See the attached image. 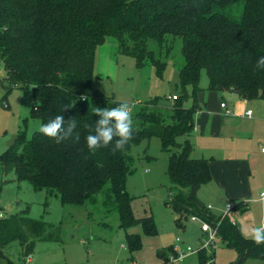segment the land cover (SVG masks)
<instances>
[{
    "label": "trees",
    "instance_id": "obj_1",
    "mask_svg": "<svg viewBox=\"0 0 264 264\" xmlns=\"http://www.w3.org/2000/svg\"><path fill=\"white\" fill-rule=\"evenodd\" d=\"M110 36L116 38L118 52L133 57L137 68L149 60L159 76L165 66L161 52L168 57L179 37L183 62L175 88L180 93L151 97L132 113L133 137L123 151L113 153V141L93 153L86 137L99 119L94 108L124 103L92 84L96 48ZM150 41L158 45V54ZM261 56L264 0H0V61L6 90L30 89L32 115L41 125L57 115L66 120L72 117L77 122L74 134L80 136L79 142L70 138L57 143L38 130L28 138L18 134L0 155L2 170L13 171L18 180L28 181L35 189L57 193L62 203L93 204L98 198H113L120 226L141 224L151 235L156 233L152 217H134L125 183L133 164L131 148L157 137L163 151L173 149L167 174L174 183L168 189L174 197L167 203L177 213L176 225H180L179 214L215 225L220 216L197 198L200 186L212 176L208 158L191 156L190 136L200 104L195 98L186 104V86L192 85L194 96L203 68L208 89L264 100V70L256 69ZM172 94H176L174 100L168 98ZM178 136L185 137L183 143L176 141ZM59 233L57 226L24 212L0 218V244L18 239L25 254L37 241H58ZM218 233L237 252L231 264H243L247 258L264 261V244L245 239L230 216L221 220ZM126 237L130 251L141 247L137 234ZM167 252L175 253L173 245L158 252L165 264L170 257ZM198 253L199 264H206L205 250L199 248Z\"/></svg>",
    "mask_w": 264,
    "mask_h": 264
},
{
    "label": "rangeland",
    "instance_id": "obj_2",
    "mask_svg": "<svg viewBox=\"0 0 264 264\" xmlns=\"http://www.w3.org/2000/svg\"><path fill=\"white\" fill-rule=\"evenodd\" d=\"M149 46L158 54V45L154 41H150ZM161 58L170 63L173 70L169 84L170 92L180 93V89L175 88L178 69L183 62L179 37L169 56L165 57L161 52ZM152 68L149 60L143 67L137 68L133 57L118 52L117 40L110 36L103 46L96 48L92 84L104 95L130 104L133 113L144 101L151 98L147 91L150 89L148 82L151 80ZM4 73L0 61V155L7 151V142L12 135L20 134L28 138L41 126L40 119L32 115L31 90L12 88L7 91ZM197 87L198 90L192 96V85L186 86V104H190L195 98L201 105L202 112L208 117L218 118L222 115L220 101L225 100L232 114L238 117L240 125L239 128L233 129V135L210 137L208 127L204 124L200 126L196 122L190 136L194 155H203L202 157H207L210 162L213 161L210 157H214L217 162L226 156V148L234 150L236 146L259 155V143L264 145V140L261 141L259 127L255 129L253 123L259 115H263L264 107L260 104H264V101L252 99L251 103L237 106L233 101L239 99L232 97L229 91L220 93L221 98L217 92L208 89V77L203 68L199 72ZM3 95L6 97L5 101L1 100ZM133 100L139 102L131 104ZM208 108L210 110L206 112ZM246 108L253 112L249 119L241 116ZM196 117H199V114ZM184 140V136L176 138L180 143ZM172 151L173 149L163 151L157 137L142 140L130 151L133 164L126 176L125 189L131 197L130 206L134 217H152L156 233L151 235L144 232L141 224L126 228L120 226L117 204L113 198H98L93 204L62 203L57 193H50L45 188L35 189L28 181L18 180L13 171L5 174L0 162L1 216L8 217L24 212L31 218L57 226L60 231L58 241H37L29 254L23 253L18 239L0 244V264H165L158 252L168 250L174 243L177 244L176 249L173 245L175 253L170 255L171 253L167 252L170 257L166 264H199L198 249L202 247V240L206 237L201 232V222L199 219H191L192 215L179 214L180 225L177 226V213L167 203L174 197V193L168 190L174 183L167 174L168 156ZM259 177L263 182L264 177ZM213 182L201 185L197 191V198L206 206H210L211 213L219 216L227 203L233 204V211L229 216L236 222L238 230L241 224L245 228H251L264 221V202L257 199L261 191V181H252L251 192L243 196V199L222 196L219 185ZM240 202L242 204L237 206ZM127 234L139 236V249L129 250ZM176 238L181 241L175 242ZM188 245L194 251H186L179 259V253L185 251ZM204 250L207 256L206 264H231L238 257L236 250L226 246L220 239L216 240L215 246H208ZM243 264H264V261L247 258Z\"/></svg>",
    "mask_w": 264,
    "mask_h": 264
},
{
    "label": "crops",
    "instance_id": "obj_3",
    "mask_svg": "<svg viewBox=\"0 0 264 264\" xmlns=\"http://www.w3.org/2000/svg\"><path fill=\"white\" fill-rule=\"evenodd\" d=\"M103 44L104 43L98 46L101 47L103 46ZM150 76H151V80L149 79V82H148V84L150 83V86H149L150 89L147 91L150 94L149 95L150 97L164 96L167 93H171L169 90V84L173 77V70L171 68L170 63L165 62V66L160 76L157 75L156 68L153 66ZM215 92H217L218 95L222 93L219 91H215ZM172 93H175V92H172ZM229 94L232 95V97L239 99V100L233 101L235 102L237 106L239 104L240 106H242V104L251 103L250 100L242 99L234 92L229 91ZM220 97L222 98L221 95ZM119 101H122V100H119ZM222 101L226 103V107L222 108L220 106V108L222 109V113H221L222 115L219 116L218 118L208 117L204 112H202L201 108L194 115V124H196L197 122L200 124V126L201 125L207 126L210 137H215L217 135L223 136L224 134L233 135L234 134L233 129L235 127L236 129L239 128L240 124H239L238 117L232 114L230 109L227 107L228 103L225 100L221 99L220 102ZM122 102H125V101H122ZM135 102L138 103L139 101L133 100L131 104H135ZM260 105L264 107V104H260ZM226 109L229 110L228 113L226 112ZM248 109L250 108L244 109L243 114L241 115L243 118L244 117L248 119L251 118L253 114L252 110H251V116L245 114L246 110ZM209 110L210 109L208 108L206 112H209ZM197 114H199V117H196ZM254 126H255V129L256 127H259L258 129L260 131V135L262 138L261 141L264 140V113L263 115L261 116L259 115L258 118L255 119L253 123V127ZM199 133H201V129ZM240 134H243V133H240ZM259 144H260L259 155H257L256 153L251 154V152L249 150L246 151L244 147L236 146L234 150H232L230 147L226 148L225 149L226 156L221 157V159L217 162H215L216 160L214 159V157H210L213 160L211 162L209 161V169H210L211 176H212L210 181H214L213 183H216L217 186L219 185V188L222 190V196L229 195V196H236L237 198L238 197L242 198L243 196L251 192L250 186H251L252 181H255V182L261 181V185L259 186V188L261 189L264 188V179L262 182L261 180L262 178L260 179L259 177L260 175L264 177V152L261 151V148L264 147V145L263 143H259ZM191 156L193 158H197L199 156L202 157L203 155H196V154L194 155V148H193L191 152ZM244 203H247V202H244Z\"/></svg>",
    "mask_w": 264,
    "mask_h": 264
},
{
    "label": "clouds",
    "instance_id": "obj_4",
    "mask_svg": "<svg viewBox=\"0 0 264 264\" xmlns=\"http://www.w3.org/2000/svg\"><path fill=\"white\" fill-rule=\"evenodd\" d=\"M256 69L264 70V56H261L257 60ZM84 98L82 97V99ZM66 109L67 107L64 111ZM94 113L99 119L96 121L94 130L90 131L86 137L89 151L94 153L99 148L112 145L113 141V153L123 151L133 137L134 120L131 105L124 102L111 108L96 107L94 108ZM249 116H251V113H249ZM76 127L77 122L75 118L70 117L66 120L64 115H57L47 123L42 124L38 131L54 139L57 143H61L70 138L75 142H79V134H74ZM233 223L235 224L234 221ZM239 230L245 239H251L258 246L264 244V222L251 228H245L241 224Z\"/></svg>",
    "mask_w": 264,
    "mask_h": 264
},
{
    "label": "built area",
    "instance_id": "obj_5",
    "mask_svg": "<svg viewBox=\"0 0 264 264\" xmlns=\"http://www.w3.org/2000/svg\"><path fill=\"white\" fill-rule=\"evenodd\" d=\"M168 98H170L171 100H174L176 98V94H172V95L168 96ZM220 106L222 108H225L226 107V103L222 101V102H220ZM226 112L228 113L229 110L226 109ZM249 113H251V109H248L245 112L246 115H249ZM261 151L264 152V147L261 148ZM257 199L260 202H264V188L261 189V191L259 192V196L257 197ZM207 207L210 209L209 206H207ZM233 207H234L233 204L227 203L225 205V208H224L223 212L219 215L220 216L219 221L215 225H212V224H210V223H208L206 221H203V220H201L200 218H198L196 216H191V219H193V220L199 219V221L201 222V227H200L201 232H203L206 235V237L202 240V245H201L202 247H200V248L204 249V248H206L208 246H215L216 240L219 239L218 225H219V223L221 222V220L224 217L229 216V213L233 211ZM0 216H1V213H0ZM233 221L234 220L231 219V223L233 225H236V222L234 221L235 222V224H234ZM180 241L181 240L179 238H176V240H175V242H180ZM173 245H174V248L176 249L177 244L174 243ZM186 251L187 252H192L194 250L188 245V246H186L185 251H182V253H179L178 258L179 259L182 258Z\"/></svg>",
    "mask_w": 264,
    "mask_h": 264
},
{
    "label": "water",
    "instance_id": "obj_6",
    "mask_svg": "<svg viewBox=\"0 0 264 264\" xmlns=\"http://www.w3.org/2000/svg\"><path fill=\"white\" fill-rule=\"evenodd\" d=\"M16 139H17V135L16 134L12 135L10 140L7 142V147H11L15 143Z\"/></svg>",
    "mask_w": 264,
    "mask_h": 264
}]
</instances>
